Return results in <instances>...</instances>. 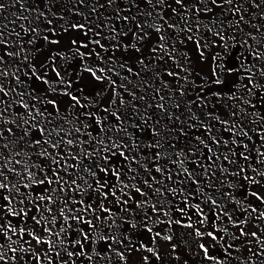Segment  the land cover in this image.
Listing matches in <instances>:
<instances>
[{
	"label": "snow or ice",
	"instance_id": "1",
	"mask_svg": "<svg viewBox=\"0 0 264 264\" xmlns=\"http://www.w3.org/2000/svg\"><path fill=\"white\" fill-rule=\"evenodd\" d=\"M262 21L0 0V264H264Z\"/></svg>",
	"mask_w": 264,
	"mask_h": 264
},
{
	"label": "rangeland",
	"instance_id": "2",
	"mask_svg": "<svg viewBox=\"0 0 264 264\" xmlns=\"http://www.w3.org/2000/svg\"><path fill=\"white\" fill-rule=\"evenodd\" d=\"M17 8H18V6H17ZM10 11H17V9H11ZM4 15L7 16L9 20L13 18V17H11L10 12H6ZM262 23H264V21H262Z\"/></svg>",
	"mask_w": 264,
	"mask_h": 264
},
{
	"label": "bare ground",
	"instance_id": "3",
	"mask_svg": "<svg viewBox=\"0 0 264 264\" xmlns=\"http://www.w3.org/2000/svg\"><path fill=\"white\" fill-rule=\"evenodd\" d=\"M190 264H196V258L195 257H189Z\"/></svg>",
	"mask_w": 264,
	"mask_h": 264
}]
</instances>
